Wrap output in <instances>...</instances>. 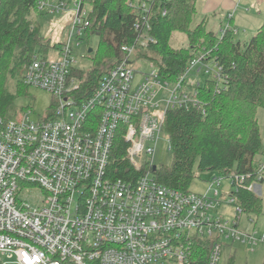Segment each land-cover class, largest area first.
<instances>
[{
    "label": "built area",
    "instance_id": "2783aa9c",
    "mask_svg": "<svg viewBox=\"0 0 264 264\" xmlns=\"http://www.w3.org/2000/svg\"><path fill=\"white\" fill-rule=\"evenodd\" d=\"M168 1L129 3L138 38L133 46L122 47V60L100 78L91 96L82 97L78 93L85 80L76 74L74 41L79 43L92 28V5L39 0L40 12L71 11L73 17L67 42L55 50L58 58L36 54L24 73L26 86L52 95L51 116L49 110L46 118L32 122L31 111L20 117L0 115V264H191L205 258L198 251L206 253V264H218L225 241L264 242L256 234L242 238L240 208L235 206L233 223L217 216L221 181L231 179L236 192L244 187L245 176L214 178L204 194L156 180L154 156L163 136L171 149L164 132L167 112L197 105L200 83L189 85L190 73L204 70L218 86L223 82L221 68L206 63L203 55L189 62L177 83L161 79L152 63L154 70L136 80L132 64L144 61L136 52L156 42L152 19L157 6ZM227 30L234 31L227 25L220 36ZM186 80L194 91L183 85ZM118 133L138 173L131 180L113 179L108 170ZM145 154L151 160L143 162ZM258 166L261 180L264 156ZM255 185L248 190L255 191ZM37 188L43 193L39 204L22 199ZM228 201L234 206L232 194Z\"/></svg>",
    "mask_w": 264,
    "mask_h": 264
},
{
    "label": "trees",
    "instance_id": "16d2710c",
    "mask_svg": "<svg viewBox=\"0 0 264 264\" xmlns=\"http://www.w3.org/2000/svg\"><path fill=\"white\" fill-rule=\"evenodd\" d=\"M87 1L92 5L93 22L88 33L98 35L100 45L94 67L76 70L78 77L85 80L78 93L82 97L91 96L100 78L122 60V47L133 46L139 35L136 13L129 5L132 0ZM198 1L170 0L157 6L150 32L156 42L136 52L138 59L149 60L160 78L172 84L180 81L189 62L198 55L205 56L208 64H217L223 79L220 86L210 78L196 86V106L190 104L188 108L167 112L164 132L170 139L173 161L156 169V180L187 192L195 171L214 172L224 178L243 175L244 187L232 193L234 206L243 215L259 216L263 211L262 198L248 187L264 182V178L258 180L264 151L256 116L257 108H264V24L246 43L237 41L232 30L222 36L207 30L205 19L192 28ZM38 2L0 0V115L6 118L13 116L11 107L16 99L7 84L15 82V88L21 91L27 65L37 53L52 49L51 40L41 36L40 26L31 19L32 12L39 11ZM165 9L167 14L163 16ZM174 32L186 34L187 48L171 46ZM183 85L194 91L187 80ZM127 147L122 133H118L108 167L113 179L131 180L138 176L128 163ZM198 253L205 258L191 264H206V253Z\"/></svg>",
    "mask_w": 264,
    "mask_h": 264
},
{
    "label": "rangeland",
    "instance_id": "374dc122",
    "mask_svg": "<svg viewBox=\"0 0 264 264\" xmlns=\"http://www.w3.org/2000/svg\"><path fill=\"white\" fill-rule=\"evenodd\" d=\"M201 6L202 4L199 1L197 4L199 12L193 21L191 26L192 28L200 23L203 18V15L200 12ZM232 15L235 14L233 13ZM246 15L254 17V20L251 22L252 18H250L249 22L251 23L245 20L241 23L244 25H240L238 29L239 32L235 35V39L241 43L248 42L262 26V24H264V2L259 3L258 0L254 1L253 7H250V12ZM72 17L73 13L71 11L54 15L45 14L43 11L32 12L31 19L40 26L41 36L51 40V51H49V53H37L40 58L48 60L58 58L55 50L60 49L61 46L67 42ZM226 20L228 19L226 18L225 21ZM235 20H238V15H236ZM245 23L249 24L248 27ZM90 29H88V31ZM207 30H213L218 34L220 33L219 25L215 22L210 23ZM88 31L87 33H83L82 40L79 43V40L74 41L76 67L80 70H90L94 67V59L100 45V37L98 35L89 34ZM170 44L175 49L187 48L189 46L186 34L181 32H174L172 34ZM90 49H92V53H89ZM200 56L202 55H198L197 57ZM210 64H213V62ZM210 67L214 68V65H210ZM132 69L135 72L136 80H139L142 76L150 74L154 70V67L149 60H144L141 62H134L132 64ZM188 78L189 85L193 86L198 83L202 84L207 78H210V76L205 75L204 70L200 72L195 70L190 73ZM10 82L11 81L7 84V87L16 95V99L11 107L13 115L20 117L22 112L25 113L27 111H31V113H28V118L32 122H39L46 118L52 106V95L44 90L26 85L20 91V88H15V82H11L12 84ZM256 116L261 132L262 150L264 151V108H257ZM167 142V137L163 136L160 146L155 153L154 162L158 168H161L162 166H169L173 161L172 155L168 150ZM146 159L151 160V157H147L145 154L143 155L142 161L144 162ZM195 175L196 177L190 186V191L198 194L206 193L214 178L221 177L214 172L197 173L195 171ZM219 191L220 196L218 200L220 201V206L216 209L217 216L229 223H233L236 221L237 208L228 203L231 194L235 192V188L232 187L231 179H223L221 181ZM255 192L262 198L263 211L259 216L246 214L240 216L237 221V225L239 231L243 234L242 238H244V235L248 234H256V236L264 237V182L255 185ZM42 196L43 193L37 188L26 192V194L22 196V199H26L30 204L36 205L40 203L39 200ZM210 196L213 198V193H210ZM218 264H264V242H259L257 245L252 246L238 240L225 241Z\"/></svg>",
    "mask_w": 264,
    "mask_h": 264
},
{
    "label": "crops",
    "instance_id": "0c3cea01",
    "mask_svg": "<svg viewBox=\"0 0 264 264\" xmlns=\"http://www.w3.org/2000/svg\"><path fill=\"white\" fill-rule=\"evenodd\" d=\"M202 4L200 12L203 15V19L206 20L207 27L210 23L215 22L219 25L220 33H216L217 35H221L222 30L229 25L235 32L236 35L239 32V27L244 20L249 22L250 18L251 22L254 20V17L247 16L246 14L250 12V7L252 8L254 5V1L256 0H199ZM198 1V2H199ZM200 8V6H199ZM199 8L197 7V13L199 12ZM235 15H232L233 13ZM230 15H232L230 17ZM236 15H238V20H235ZM228 19L225 21V19ZM249 22V23H251ZM255 22V21H254ZM262 23V22H260ZM248 27V23H245ZM213 31V30H210Z\"/></svg>",
    "mask_w": 264,
    "mask_h": 264
},
{
    "label": "water",
    "instance_id": "95a60500",
    "mask_svg": "<svg viewBox=\"0 0 264 264\" xmlns=\"http://www.w3.org/2000/svg\"><path fill=\"white\" fill-rule=\"evenodd\" d=\"M89 53H92V49L89 50ZM153 169L155 171L157 169V167H154Z\"/></svg>",
    "mask_w": 264,
    "mask_h": 264
}]
</instances>
